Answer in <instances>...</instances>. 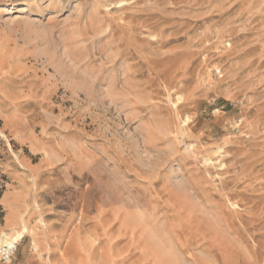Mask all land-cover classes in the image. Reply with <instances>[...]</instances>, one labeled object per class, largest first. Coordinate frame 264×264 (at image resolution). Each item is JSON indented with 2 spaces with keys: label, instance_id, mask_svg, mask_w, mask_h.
<instances>
[{
  "label": "rangeland",
  "instance_id": "obj_1",
  "mask_svg": "<svg viewBox=\"0 0 264 264\" xmlns=\"http://www.w3.org/2000/svg\"><path fill=\"white\" fill-rule=\"evenodd\" d=\"M0 264H264V0H0Z\"/></svg>",
  "mask_w": 264,
  "mask_h": 264
},
{
  "label": "bare ground",
  "instance_id": "obj_2",
  "mask_svg": "<svg viewBox=\"0 0 264 264\" xmlns=\"http://www.w3.org/2000/svg\"><path fill=\"white\" fill-rule=\"evenodd\" d=\"M20 4H21V3H20ZM207 163H209L207 167H210V166L214 165L212 160H208ZM2 236H3V235H2ZM1 238H2V237H1ZM21 238H22V233L17 234L16 237L11 238V239H8L6 236H3V238L1 239V246H2V247H7L9 250H10V249H13L14 246H15V244H16V243L18 242V240L21 239Z\"/></svg>",
  "mask_w": 264,
  "mask_h": 264
}]
</instances>
